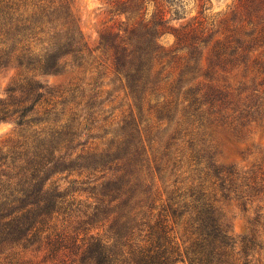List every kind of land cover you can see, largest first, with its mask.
Returning a JSON list of instances; mask_svg holds the SVG:
<instances>
[{
    "label": "rangeland",
    "instance_id": "rangeland-1",
    "mask_svg": "<svg viewBox=\"0 0 264 264\" xmlns=\"http://www.w3.org/2000/svg\"><path fill=\"white\" fill-rule=\"evenodd\" d=\"M47 1L51 7L40 17L50 18L38 37L53 44L51 54L67 57L56 45L64 43L63 24L74 22L91 56L79 66L69 57L59 72L0 65V99L31 77L51 92L33 114L35 126L0 121V179H31L27 169L34 158L37 170L26 194L14 192L0 216L33 206L26 228L36 223L47 231L40 233L42 247L17 244L22 254L16 258L8 256L15 253L9 239L0 238V264H43L45 236L54 225L80 238L94 225L101 228L91 233H109L108 203L91 219L92 186L101 175H120L133 185L148 181L150 202L156 213L163 204L180 247L178 264H189L184 251L196 237L188 222L196 197L214 204L236 240L254 232L263 247L254 262L264 264V109L253 113L264 102V0ZM29 8L28 16L38 13ZM226 95L229 108L220 107ZM186 96L197 99L200 112L191 111L196 117L185 109ZM165 97L172 100L170 109ZM220 119L248 124L233 134ZM57 123L67 125L70 145L43 134ZM33 129L44 130L41 142H34ZM206 175H235L233 189L244 192L247 207L233 196L221 198Z\"/></svg>",
    "mask_w": 264,
    "mask_h": 264
},
{
    "label": "trees",
    "instance_id": "trees-1",
    "mask_svg": "<svg viewBox=\"0 0 264 264\" xmlns=\"http://www.w3.org/2000/svg\"><path fill=\"white\" fill-rule=\"evenodd\" d=\"M49 3L47 0H0V65L14 63L34 72H59L62 64H68L69 57L79 66L91 56L82 42L79 27L74 22L67 26L63 24L66 27L63 32L64 43L56 45L67 51V57L64 55L56 59V54H51L50 46L53 44L47 43L45 39L41 40L40 36L38 37L39 34L46 33L42 25L47 24L50 17L45 14L48 19L42 21L40 15L49 11L51 7ZM29 7L37 8L39 14L34 12L28 16ZM33 15L40 18L37 23L31 21L30 17H34ZM262 31H264V27ZM55 34L57 35V32ZM156 52H159L158 49ZM120 53L119 49H116L115 59L117 62L121 60V57L119 59ZM225 87L227 90L229 89L228 86ZM50 93L34 77L25 78L13 89L10 96L0 99V121H13L20 127L35 126L38 122L36 123L33 119V114L40 112L38 106L42 104L43 99L48 102L45 97ZM226 97L227 95L219 99L220 107L229 108L224 102ZM184 100L188 101L185 109H188L190 113L191 111L200 112V109L196 107L197 99L194 97L189 99L186 96ZM171 103L172 100L165 97L163 105L166 109H170ZM263 105L264 102L258 105L253 113L264 109ZM223 111V109L218 111V114ZM250 111L240 117H247ZM236 112L243 115V111L236 110ZM191 115L196 117L194 113ZM253 121L257 120L254 118L251 122ZM220 122L227 124L223 119H220ZM247 124L239 122L238 127L235 121H231L224 128L234 130L232 132L235 134L241 130L240 127L244 128ZM65 126L67 127L66 124L57 123L55 126H50L48 131L43 134L48 135V140L53 143L70 145L73 142L72 135L65 131ZM32 131L34 142H41V133L44 130L38 132L37 129H33ZM32 161V168H34L35 158ZM32 168L27 169V172L32 174V178L19 179L18 182H12L11 177L2 174L8 179H0V208H5V210L9 208L8 206L12 203L10 198L14 196V192L26 194L24 187L33 185V182L37 180V177L34 176L37 170ZM206 176L214 178V184L220 190L221 198L232 199L233 196L240 205L247 207L242 202L244 199L242 193L244 192L233 189L235 175ZM237 178L246 179L245 175ZM129 185L130 191L127 190ZM92 189L91 198L94 199L92 220L105 213V203L112 207L111 215L107 218V221L110 222L109 233L103 234L100 231L91 233V231L101 228L94 225L88 229V235L80 238L64 230L59 231L54 225L51 227L53 231L48 232L45 236L46 254L42 260L43 264L179 263L182 257L180 247L171 236L168 219L163 214L165 211L163 204L156 213V203L150 202L153 192L148 181L141 179L140 183L133 185L131 181L124 180L120 175H115L114 178L101 175L94 180ZM19 200L20 198H16L14 202ZM215 201L218 202L219 199L215 198ZM32 209L33 206L30 208L20 207L7 215L1 214L0 238L9 239L8 242L15 252H10L8 256L16 258L22 254V251L16 250V246L23 240L25 243H32L31 245L39 243V247L44 245L43 237H40V233L47 232L44 227L33 223L29 228H26L28 223H26L25 214L31 212ZM193 210L194 213L190 215L188 222L196 237L184 251L189 264H256L255 256L260 254L263 247L255 243L254 232L240 241L236 240L231 235L225 221L215 213L217 208L214 204L204 202L202 197H196ZM173 214L176 215V212ZM39 222L43 224L42 221Z\"/></svg>",
    "mask_w": 264,
    "mask_h": 264
}]
</instances>
